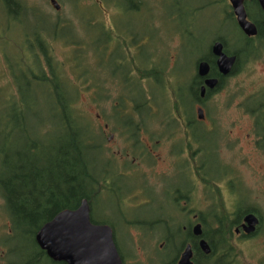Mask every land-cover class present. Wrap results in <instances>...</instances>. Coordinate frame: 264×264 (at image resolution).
I'll list each match as a JSON object with an SVG mask.
<instances>
[{
	"label": "trees",
	"instance_id": "obj_1",
	"mask_svg": "<svg viewBox=\"0 0 264 264\" xmlns=\"http://www.w3.org/2000/svg\"><path fill=\"white\" fill-rule=\"evenodd\" d=\"M1 1L7 6L5 8L7 19L5 22H0L3 24L0 25V33L3 34L8 29V20L21 24L22 16L28 13L29 19L31 18V21L25 26L28 31H24L22 34V39L24 38L23 45L16 47L12 42L19 53L18 56L9 55L8 52L4 56L1 55L3 64L0 67L4 76L11 80L7 86L0 87V193L4 202H7L9 195L14 196L13 208L16 211L18 210L14 214L16 239L21 244L28 245L23 239H30L29 241L32 243L35 232L44 223L50 221L52 217L63 210L76 209L83 199L87 200L90 205V220L93 224L111 225L107 221L94 218L93 209L95 204L103 200L104 197L119 204L118 197H112L106 192L104 183L105 167L102 146L105 140L101 127H97L96 130L94 123L89 124V119L79 108L77 102L79 96L85 90H89V92L93 90L94 95L98 97V91H95L93 84H90V86L87 84L90 79L93 80L98 75L104 77L107 74L112 77L119 71V78L124 82L122 85H127L126 82L130 83L128 82L130 68L126 72L122 68H117L118 62L121 61L120 65L124 62V58H121V60L113 63L117 65L112 69V65L106 63V59H109L106 54L99 53L98 48L86 42L87 35L81 38L70 35L72 31L71 29L67 31V29L71 26L63 22L49 20L51 23L50 30L38 29L36 32L29 33L33 24L39 23L45 18L42 12L40 13L33 7H28L26 12L20 11L19 17L12 19L14 9L20 5V2L14 0V2L8 4V0ZM85 1L89 4L86 9L83 7L82 10L90 9V14L87 15L90 19L86 21L88 25L98 20V18L103 19L106 16L104 10L99 9V5H103L102 2L105 3V8L114 10L115 14L117 13L111 17L114 24L117 21H123L125 15L130 17L143 3L141 0ZM175 1L177 2V0ZM72 9L79 11L76 2ZM132 9L134 10L131 11ZM83 11L78 17L79 20H81L80 18L84 19ZM46 20L48 19L46 18ZM24 23L26 22L24 21ZM95 25L96 22L93 26ZM103 29L102 25L100 32ZM6 42V37L2 38L0 36V43ZM90 42L99 47L101 51H104L106 43L99 45L100 41L97 38L90 40ZM52 44H61L62 48L63 46L65 49L69 48V51H65L64 61L60 62L55 59ZM23 51H25L24 54L27 58L22 55ZM70 51L72 61L68 62L67 60L70 58L68 52ZM89 51L93 57L96 56L94 60L100 69L94 68V70L88 66L86 53L89 54ZM146 62V66H137L132 60L131 64L136 68L137 77H140V80L136 78L131 81L132 90L125 89L126 92L121 91L125 97L126 93L133 96L136 91H140L141 100L134 106V110L131 112L132 116H134L133 113L138 114L141 106H143V109H145L143 111L148 114L153 123L158 119L162 123L164 120L161 118L166 115L181 116V112L190 115V104H186V98L183 95L185 89H187L185 87L187 83H183L172 93L174 94V101L172 100V107H170L169 100H167L168 86L164 67L156 69L150 61L144 60L143 63ZM70 65L78 70L77 73H72L69 69L68 72L66 71L65 66L70 68ZM68 73L69 75H67ZM96 79L99 80V78ZM144 79L148 80L149 87L150 84H153L152 91H156L155 94L145 96L143 89L140 87L141 81ZM11 86L16 94L15 96H13ZM96 97H90V99L96 101ZM40 98H45L48 101V105L53 111L52 115L55 118L52 131L55 135V142L51 144L46 141L45 137L48 130L40 129L37 125H30L28 120V116L33 109L32 106H36ZM153 107L155 108L154 112H152ZM112 108L113 112H119L118 108ZM158 109L162 110V113H158ZM123 110H125L124 107ZM99 116L105 118L103 114ZM176 122L179 123V121ZM136 123L139 124L137 127L139 129L136 130L148 129L147 124L149 122L145 118L142 117ZM96 154H98L97 158L94 156ZM9 170L11 178H13L11 180H8ZM205 182L207 185L213 186L211 181L206 180ZM23 193L28 194L22 195ZM5 205L8 206L7 203ZM254 209L256 208L247 207L245 210L247 213L253 214ZM174 215L176 217L175 219L171 217V225L174 224L177 227L185 225L183 218V221H180L179 214ZM234 219V221H231L229 217L224 215L216 217V221L221 226L220 240L216 243L215 239L211 240L205 236L211 252L205 256L196 247V262L198 261L200 264H244L245 258L240 247H235L230 243L229 231L234 225L238 224L241 215H237ZM169 224L163 223L164 226ZM129 225L134 226V223H129ZM152 236V234H148L149 238ZM128 239L132 241L131 234H128ZM151 239L154 240V238ZM162 241L166 242L167 239L163 238L158 242ZM181 246V241L168 242L164 244V250L162 251H172L173 258H175L180 253ZM155 248L152 249L157 251ZM142 249L145 250L146 248L142 247ZM133 251L134 254L131 260L134 264H139L141 260L137 259L136 251ZM118 252L123 261H130L120 250ZM43 262L54 264L46 258Z\"/></svg>",
	"mask_w": 264,
	"mask_h": 264
},
{
	"label": "rangeland",
	"instance_id": "obj_2",
	"mask_svg": "<svg viewBox=\"0 0 264 264\" xmlns=\"http://www.w3.org/2000/svg\"><path fill=\"white\" fill-rule=\"evenodd\" d=\"M28 2L30 7L35 8L40 13L45 16L43 20L39 23L33 24L29 33L36 32L38 29L41 30H50L51 29V21H60L64 24L70 25L67 29L69 31L71 29L70 35H76L78 38H81L87 35L86 42L91 46L98 48L99 53H113V59L120 58L122 54L119 52L120 44L119 41H115L113 37H116L120 34H125L123 36V42L126 45L127 54L122 56V58H130L126 60L124 68L127 69L130 66V70L128 71V82L127 85H122L124 83L119 78V71L115 73L112 77L107 74L103 77L98 75L97 79H90L87 84H93V88L95 91H98V97L94 95V91L85 90L79 96L78 106L84 112V115L89 119V124L94 123L96 127H102V121L99 120L98 115H104L107 120H109L110 126H115L118 129V124L116 121L112 122L111 119L113 115L112 105H115V108H119L122 103L120 100L121 96L124 94L121 92H125V89L133 88L131 81L137 78L138 72L135 67L131 64L132 60L137 66H146V63H143L144 60L150 61L153 67L156 69L163 68L165 69V74L167 75L166 84L168 86L167 94L169 106L172 107V100L174 101V94H172L176 88L180 86L179 83H175L174 80L170 77V71L173 67L179 72H186L189 68L193 66V60L200 55H203L207 52L206 45H192V41L190 44L184 43L182 40H179L176 36H171L169 33L171 31V22L169 18L177 17L179 14L176 13V8L173 5V0H141L143 3L138 7V10L130 17L126 15L123 17V26L117 21L116 26L111 20V16H115L114 10H109V15L107 18H103L96 22L95 26L88 25L86 23L87 20L90 19V9H86L88 7V2L85 0H55L59 5V11L57 12L52 5L49 3V0H25ZM94 1V0H92ZM108 1V0H107ZM206 0H177L176 3H179V8L188 7L189 9L204 5ZM76 2L78 6V10L76 11L72 9L74 7V3ZM103 5H99V9H103L105 12H108V9L105 8V3L102 2ZM185 3V4H184ZM178 6V5H177ZM178 8V9H179ZM206 7H203V10ZM132 9L131 11H133ZM83 11L84 19L80 17L81 12ZM88 11V12H87ZM211 11H198L195 13V35L199 38L203 39L205 37H209L215 30L227 31V28H219L215 27L218 23V19L215 15L210 13ZM6 10L4 6L1 4L0 0V22L6 21ZM29 14V13H28ZM25 14L22 16V23L17 24L8 20L7 27L8 29L4 31V33H0V36L3 38L4 36L7 39L6 43H0V67L3 64V58L5 53L8 52L9 55L18 56V52L16 47L18 45H23L24 38L22 39V34L24 31H28V28L25 27L30 21L29 15ZM124 15V14H123ZM98 17H100L98 15ZM106 17V16H105ZM46 18L48 20H46ZM188 17L182 19L181 23L185 22ZM24 21L26 23H24ZM0 25H3L0 23ZM104 27L102 31H105V28L108 27L112 33H105L104 40L99 42V45L105 44L104 51H101L99 47L94 45V43L90 42L95 38V35L99 32L100 28ZM113 35V37H112ZM90 39V40H89ZM12 42L16 47L12 45ZM180 42V43H179ZM53 46V54L55 59L62 62L65 60V51H69L65 49L64 46L62 48L61 44H52ZM91 51V50H90ZM89 51L86 53L88 56V66L92 69L99 68L97 67L96 61L94 60V56L91 55ZM25 51L22 52L24 58H27L24 54ZM70 58L67 60L71 62V51L68 52ZM111 54L106 55L108 58ZM119 64H108L112 65V69H114L117 65V68H123L121 61ZM131 64V65H130ZM120 65V67H119ZM66 71L68 69L72 73H77V69L70 65V68L65 66ZM100 69V68H99ZM95 70V69H94ZM93 70V71H94ZM69 75V73L67 74ZM111 75V74H110ZM145 83H142L140 87L143 89L145 96L147 97L150 94H155L156 91H152L153 84L148 85V80L144 79ZM11 80L7 76L1 72L0 68V87L7 86L10 84ZM97 84V85H96ZM122 86H125L121 88ZM261 86H264V69L261 66H255L251 71H247L246 73L239 74L238 76L232 77L228 80L225 86L220 90L219 93L214 95L212 99L208 102V115L212 116L214 120H217L218 128L214 129V131H208L207 129H203V132L197 133L198 138L201 141V144L198 146L201 147V154L195 162L198 165V168L201 172H208L212 176L222 177V174L226 171L219 160V155L221 161L226 164H230L232 168H234L236 175L242 180V183L245 185L246 190L241 191L243 197L248 199L250 197V205L254 206L257 209V213L261 217V221L264 223V160H261V157L253 154V151L249 145V139L246 137V132L248 130L247 127V118L244 115V109L241 104L245 103L247 98H251ZM139 87V86H138ZM13 96H15V92L13 87L11 86ZM264 90V89H263ZM137 92V91H136ZM90 97H96L95 100H91ZM133 97H136L133 94ZM118 100V101H114ZM176 100V97H175ZM114 101V102H113ZM125 110L131 113V106L128 102L124 105ZM134 107V106H133ZM32 110L28 116L30 125H37L40 129H47L46 141L51 144L55 142V135L52 132L55 125V118L52 115V110L48 105V101L45 98L38 99L37 105L32 106ZM143 106L139 107L138 114L142 116L148 117V114H145L143 111ZM155 108H152V112H154ZM158 113H162V110L158 109ZM182 113V112H181ZM132 114L125 115V120L129 121L127 116ZM133 115H137L133 113ZM176 117V116H175ZM149 118V117H148ZM178 118V117H176ZM171 119L170 129L175 131L182 130V126L180 123ZM93 122H92V121ZM151 120V118H149ZM152 121V120H151ZM160 119L155 121L152 124V129H161ZM135 122V119L132 120ZM110 129H112L110 127ZM182 137V135H173L170 141L171 144L175 143L178 138ZM112 146H114L112 144ZM166 146L168 143L163 142L161 146L158 147L157 153H166ZM231 148H228L230 147ZM171 145L169 146L170 149ZM177 146L172 147V150L175 151L173 154H180ZM116 147H112V152H116ZM97 158L98 154L94 155ZM172 155L169 154L168 162H174L175 158H171ZM245 159L244 164H240L241 160ZM181 160V158L179 159ZM184 160V159H183ZM186 161V160H185ZM167 166V165H165ZM187 168V167H185ZM172 171V168H171ZM148 180L151 179V174L154 170L152 168H148L146 171ZM171 175L167 180H164V184H168L173 188H184L186 185V181L188 180V176L183 172L181 168L173 169ZM154 174V173H153ZM233 171L229 172L230 181L236 187L240 186V181ZM196 180V187L199 190V199L203 198V185L196 178L191 179ZM224 181V178L223 180ZM194 182V184H195ZM140 180L136 182V179L133 180L131 184H128L129 188H135L139 185ZM195 187V185H194ZM219 187V186H218ZM157 190H159V186H156ZM244 192V193H243ZM144 199H137L133 201L131 204L127 205L123 203V209H118L119 204L116 201H112L111 199L105 198L96 203L94 209V218L100 221H109L114 225V240L118 250L122 252V254L126 255L128 259L133 257L134 251H136L137 259L141 260L139 264H162L163 262H167V260L173 257L172 251L163 252L164 248L163 244L157 242L161 238L165 237L168 233H166V229L162 225H157L155 222L159 219V216H163L161 218L166 219L168 217H173L175 219V211H179L181 209L175 208L174 212H172V205L168 201L167 195L161 192H153L151 189H145L143 191ZM205 196H208L205 194ZM247 201V200H245ZM246 203H242L240 205L242 208ZM181 206L183 204L181 202ZM188 208V206H187ZM172 212V213H171ZM130 218L133 220H137L138 222H142L143 225L138 227L140 237L138 242L141 243L146 249L142 248L133 249V245L129 244L127 228L134 227L128 226L124 229L123 219ZM178 218V217H177ZM182 222L183 219L181 218ZM149 224H152L149 228ZM163 229V230H162ZM152 230V237L154 238L153 242H157L159 245L156 247L157 250H151L153 245H149L148 231ZM131 238L135 242L137 237L136 231L131 230ZM236 235H234V242L238 241L236 239ZM30 239H23L27 244H21V242L17 239H14V246L19 247L21 249L17 250V253L12 257L13 264H21L22 256L24 255L26 259H32L35 255L36 249L33 244L30 243ZM26 247H24V246ZM236 246V244H235ZM240 249L244 255L245 261L244 264H258L259 261L264 259V224L263 228L259 229L254 235L251 236L247 241H244L240 246ZM162 252V253H161ZM43 264H46L43 262ZM128 264H130L128 262Z\"/></svg>",
	"mask_w": 264,
	"mask_h": 264
},
{
	"label": "flooded vegetation",
	"instance_id": "obj_3",
	"mask_svg": "<svg viewBox=\"0 0 264 264\" xmlns=\"http://www.w3.org/2000/svg\"><path fill=\"white\" fill-rule=\"evenodd\" d=\"M18 1L20 2V5L14 9L15 12L12 19L18 18L21 13L20 11L26 12L27 8L30 7L25 0H17V2ZM12 2H14V0H8V4ZM49 3L51 5H54L55 3L57 5L55 0H49ZM172 3L179 16L177 17L176 15L175 18H169L172 25L169 34L178 37V39L182 40L184 43L190 44L192 41V45H206L207 50L205 54L200 55L193 60L192 68H189L186 72H179L175 67L170 71V77L175 83H179L180 85L187 83L185 86L187 89H185L183 95H185L186 104H190L191 114L186 115L183 113L182 116H176L178 117L176 120L179 121L182 126V130L178 132L170 129V121L174 118L172 114L162 117L164 121L160 125L161 130L152 129V121L149 120L148 117L140 114L128 116L131 122L135 119L134 123L121 122L122 119L126 117L125 115L128 114L127 110H123L125 103L128 102L131 107L135 106L138 101L141 100V94L140 91H137L138 93H134L136 97L127 93L126 97L121 96L120 100H122V103L118 108L119 112L115 113L116 115L111 116L112 118L117 119L118 129H110L111 126L109 120H102L101 132L105 140V143L102 146L105 167L104 183L106 186V192L112 197H118V209H123V203L129 205L137 199H144L143 191L145 189H151L153 192L165 193L168 201L172 205V212H174L175 208L181 209L180 212L175 211V214H179V217L184 219L185 225L179 227L174 224L171 225V217L167 216L166 219H163L161 218L163 216H159V219L155 224L161 225L162 223V226H164L163 223H170L168 226H164L166 233L168 234L163 237L167 239V241L162 243V247L164 248V244L168 242L176 243L181 241L182 251L187 246H190L192 249L191 263L200 264V262L195 261V248L197 247L199 249V243L205 241L208 244V240L205 236L211 240L215 239L216 243L220 240L221 226L220 223L216 221V217L224 215L229 217L231 221H234V218L240 214L241 219L238 224L234 225L229 231L230 243L233 246L236 244L235 247H240L244 241L249 239L247 235L243 234V219L249 214L245 209L253 206L250 205V197L245 201L246 199L243 197L241 191L245 192L247 189L242 183V180L236 175L234 168H232L230 164L223 163L219 155V160L226 170L222 174L224 178V181H222V177L219 178L212 176L208 172H201L195 162L201 154V147L198 146L201 144V141L198 138L197 133L203 132V129L212 132L215 128H218L217 120H214L212 116L208 115V102L214 95L220 92L226 82L232 77L251 71L256 65L261 66L264 69V11L260 8L256 0H243L242 6L245 13V20L247 23L251 24L250 29L243 30L238 23L229 0H206L202 7L200 6L197 8V6L191 9L188 7L179 8L180 4L176 3L175 0H173ZM1 4L4 8H7L6 4H3L2 1ZM203 7L206 8L201 10ZM198 11H211L210 13L215 15L218 19L219 24H216L215 27L221 29L226 27L227 31H221L220 29L215 30L211 35L209 32V37L203 39L196 36L194 23L195 13ZM109 13L111 12H105L106 17L103 18L106 19ZM185 17H188V19L181 23L182 19ZM99 20L102 19L98 18V20L91 22L90 25L93 26V24ZM119 23L123 26L124 21H119ZM114 25L116 26V24ZM110 32L112 33V31L106 27L105 31L101 30L100 32L99 30L95 35V38L103 41L105 33ZM124 35L125 34H120L116 37H113L112 35L115 41L120 42L118 47H120L119 52L122 56L129 52L127 51L128 49H126L123 39H121ZM216 44H218L220 48H215L217 51L214 53L213 50ZM115 52L116 51L109 53L111 55L109 57L110 60L106 59L107 64H113L115 62L112 58ZM109 54L106 53V55ZM121 57L116 59V62L121 60ZM127 59L125 58L122 63H126ZM200 64H205L207 67V73L203 76L199 75ZM128 68H130V66H128L127 69ZM127 69H125L124 66L122 68V70L125 71H128ZM137 78L140 80V77ZM210 80L216 81L213 88H209L206 85L207 81ZM141 83H145V80H142ZM263 89L264 86H261L251 98H247L245 103L241 104L245 110L244 115L248 121L246 137L249 139V145L253 154L261 157L262 161L264 160ZM112 107H115V105H112ZM198 111H200V114ZM142 117L149 122L147 124L148 129L136 130L139 129L137 128L139 124L136 122L142 119ZM98 118L100 120L99 116ZM174 134L175 136L182 135V137L178 138L174 144H171L169 141ZM163 142L168 143V146H166V153H157L158 147L161 146ZM112 144L116 147V152H112V147H114ZM170 145L171 147L169 149ZM173 145L178 147L177 150L181 152L180 154H173L175 153V151L172 150ZM228 148H231V146ZM169 154L172 155L171 158H175L174 162H168ZM180 158L181 160H179ZM244 163L245 159H242L240 164ZM148 168L154 170V174L150 173L151 179L149 180L147 177L148 173L146 172ZM171 168L172 171L175 168H181L188 176L184 188H173L168 184H164V180H167L171 173H173ZM231 171H233L238 177L241 187L234 186L230 181L229 172ZM8 177V180L13 179L11 178L10 170L8 172ZM194 178L199 180L204 187L202 199H199L200 196L199 190L196 187V180H191ZM134 179H136V182L140 180L139 185L135 188H129L128 184H131ZM206 180L211 181L213 186L207 185L205 182ZM156 186H159V190H157ZM26 194L28 193H23L22 195ZM205 194L208 196H205ZM13 198L14 196L9 195L7 202H4L0 193V264H13L12 257L17 253L18 249H21L14 246V239H16L14 214L17 213L18 210L16 211L13 208ZM181 202L183 207L181 206ZM6 203L8 206L5 205ZM242 203H246L244 206L245 209L240 206ZM254 210V213L259 218L258 226L255 229V231L258 232L259 229L263 228L264 223L261 221L257 209ZM129 223H134V227H129L127 234H130L131 230H135L137 234L135 242L131 238L132 241H129V244L136 246L133 248L144 247L138 242L140 237L138 227H141L143 223L127 217L123 219L124 229L130 226ZM110 224L114 235L115 227L112 223ZM151 225L152 224H149V228ZM195 226L200 227L199 236L194 235L193 230ZM35 234L33 242L31 243L36 249L35 255L32 259H26L23 255L21 264H43L44 258L49 259L45 251L41 250L35 243ZM148 234H152V230H149ZM234 235H236V239H238L236 242L233 240ZM147 239L148 241L150 240L148 246L153 245L156 247L154 244L155 242L150 244V242L153 241L151 238L147 237ZM158 246L161 245L158 244L157 247ZM181 253H178L176 255L177 257L173 258L167 264H178ZM50 261L54 264L64 263ZM258 264H264V259L259 261Z\"/></svg>",
	"mask_w": 264,
	"mask_h": 264
},
{
	"label": "water",
	"instance_id": "obj_4",
	"mask_svg": "<svg viewBox=\"0 0 264 264\" xmlns=\"http://www.w3.org/2000/svg\"><path fill=\"white\" fill-rule=\"evenodd\" d=\"M264 11V0H256ZM239 25L243 30L250 29L251 24L245 20L243 0H229ZM53 7H59L54 3ZM220 48L218 44L214 46ZM207 73L205 64L199 65V75ZM216 81H207L206 85L213 88ZM200 114V111H198ZM244 233L251 234L258 224V219L253 214H248L243 219ZM194 235H200V227L195 226ZM35 243L45 251L47 257L54 262L65 264H122L121 258L115 247L111 229L105 225H95L90 222L89 204L81 200L74 210H63L50 221L46 222L35 234ZM200 249L208 254L210 252L204 241L199 243ZM191 250L189 246L181 254L178 264H191Z\"/></svg>",
	"mask_w": 264,
	"mask_h": 264
}]
</instances>
